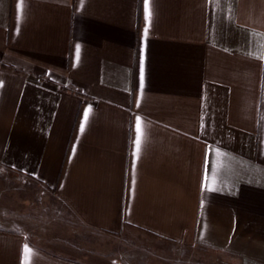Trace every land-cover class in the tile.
Instances as JSON below:
<instances>
[{"label": "crops", "instance_id": "0c3cea01", "mask_svg": "<svg viewBox=\"0 0 264 264\" xmlns=\"http://www.w3.org/2000/svg\"><path fill=\"white\" fill-rule=\"evenodd\" d=\"M0 170L101 235L264 264V0H0ZM0 216V264H87Z\"/></svg>", "mask_w": 264, "mask_h": 264}, {"label": "rangeland", "instance_id": "374dc122", "mask_svg": "<svg viewBox=\"0 0 264 264\" xmlns=\"http://www.w3.org/2000/svg\"><path fill=\"white\" fill-rule=\"evenodd\" d=\"M54 201L55 198L43 193L41 187L30 184L29 181L20 179L9 171L0 170L2 216L6 219L18 216L21 219L27 218L29 221L32 218L39 221L38 224L56 225V236H62L59 238V244L64 248H73L77 252L88 254L87 258H83V255L74 256L84 263L227 264L220 255L209 251L164 246L158 240L138 232L121 233L116 236L101 235L63 218L59 212H55L57 203L54 204ZM34 223L33 221L31 224ZM65 252L70 255L69 252Z\"/></svg>", "mask_w": 264, "mask_h": 264}, {"label": "snow or ice", "instance_id": "6c2138e0", "mask_svg": "<svg viewBox=\"0 0 264 264\" xmlns=\"http://www.w3.org/2000/svg\"><path fill=\"white\" fill-rule=\"evenodd\" d=\"M147 2L148 0H145V3H146V7H147ZM78 55H79V47H77V58H78ZM85 119H87V113L85 114ZM137 151H139V142H140V120L139 118H137ZM30 251V250H28Z\"/></svg>", "mask_w": 264, "mask_h": 264}, {"label": "water", "instance_id": "95a60500", "mask_svg": "<svg viewBox=\"0 0 264 264\" xmlns=\"http://www.w3.org/2000/svg\"><path fill=\"white\" fill-rule=\"evenodd\" d=\"M1 220H2V218H1V216H0V225H2V222H1Z\"/></svg>", "mask_w": 264, "mask_h": 264}]
</instances>
